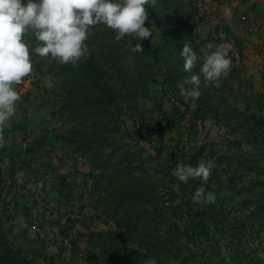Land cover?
Here are the masks:
<instances>
[{
    "label": "rangeland",
    "instance_id": "374dc122",
    "mask_svg": "<svg viewBox=\"0 0 264 264\" xmlns=\"http://www.w3.org/2000/svg\"><path fill=\"white\" fill-rule=\"evenodd\" d=\"M145 9L152 36L132 41L142 53L93 28L91 89L24 37L33 72L15 86L0 147V252L16 264H264V0ZM185 42L200 56L192 73ZM209 43L227 50L231 70L219 88L201 76L193 100L178 85L200 74ZM201 159L216 164L207 184L173 175ZM201 186L215 204L193 203Z\"/></svg>",
    "mask_w": 264,
    "mask_h": 264
},
{
    "label": "clouds",
    "instance_id": "9594fccd",
    "mask_svg": "<svg viewBox=\"0 0 264 264\" xmlns=\"http://www.w3.org/2000/svg\"><path fill=\"white\" fill-rule=\"evenodd\" d=\"M157 3L158 0H27L22 4V0H0V147L6 143L5 128L21 99L15 86L33 72L32 56L24 42L26 35L34 36L38 42L33 53L62 65H75L90 57L92 50L87 41L93 28L100 25L114 30L117 42L128 37L130 50L142 53V44L133 45L132 41L151 38V28L144 26L149 19L145 6L155 7ZM218 35L224 40L227 33L221 30ZM206 48L208 54L203 57L200 74L190 75L178 85L181 94L193 100L200 98L201 76L205 86L219 88L222 78L231 70L227 50L211 43ZM180 55L184 60L183 71L192 73L200 56L189 42L183 44ZM184 85L192 87L189 90ZM215 167L212 159H201L196 166L177 163L173 175L182 183L198 178L207 184ZM192 201L200 205L215 204L216 194L206 192L201 186ZM144 264H156V260L150 258Z\"/></svg>",
    "mask_w": 264,
    "mask_h": 264
},
{
    "label": "trees",
    "instance_id": "16d2710c",
    "mask_svg": "<svg viewBox=\"0 0 264 264\" xmlns=\"http://www.w3.org/2000/svg\"><path fill=\"white\" fill-rule=\"evenodd\" d=\"M225 27H226V30L229 29L228 26H225ZM88 63H89V60L88 59L81 60V61L77 62L75 64V66L72 65V64H68L69 66H66L64 68L65 75L66 76H69L71 78L73 76H75V75H78L80 77H83L82 78V81H84V84H82V87L85 90L87 88L91 89L96 84H98V81L95 78L92 77V75L94 74V72H93V70L90 69V64H88ZM60 71H61V74L60 75L64 76L63 69L60 68ZM90 94H91V91H90ZM91 105H93V102L92 101H91ZM236 156H238V154H236ZM237 162H240V161H237ZM128 231H129V227H127V232ZM121 234H124V233H121ZM96 236H98L97 237V239H98V238H101L102 237V234H97L96 232H90L89 234H87V237H88L89 240H95L96 239ZM0 259H4L8 264H16L17 263V260H15L14 258H12V256L7 255L6 252H2V253L0 252Z\"/></svg>",
    "mask_w": 264,
    "mask_h": 264
},
{
    "label": "crops",
    "instance_id": "0c3cea01",
    "mask_svg": "<svg viewBox=\"0 0 264 264\" xmlns=\"http://www.w3.org/2000/svg\"><path fill=\"white\" fill-rule=\"evenodd\" d=\"M256 14V13H253V15ZM255 16V15H254ZM259 17V16H258ZM263 25H264V21H262ZM261 27V30H262V34L264 35V26H259Z\"/></svg>",
    "mask_w": 264,
    "mask_h": 264
}]
</instances>
